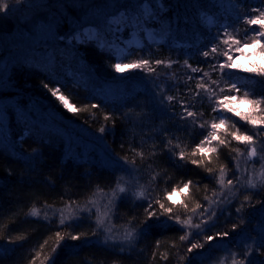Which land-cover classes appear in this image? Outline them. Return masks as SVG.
<instances>
[{"label": "trees", "instance_id": "trees-1", "mask_svg": "<svg viewBox=\"0 0 264 264\" xmlns=\"http://www.w3.org/2000/svg\"><path fill=\"white\" fill-rule=\"evenodd\" d=\"M30 1L24 6L20 0L19 9L0 13V36L21 38L39 23L51 25L53 31V42L39 46V51H49L46 66L30 64L32 55L19 45L0 48V63L9 59L7 86L0 97L14 102L20 119L13 107L6 109L5 145L0 148V264H213L222 258L230 264L234 256L244 264H264V235L258 240L237 236L239 232L258 234L253 230L259 216H264V192L248 195V200L238 198L200 232L183 223L198 224V217L216 194L219 178L223 175L231 180L237 156L247 143L231 133L254 138L256 123L222 110L226 106L236 113V100H225L223 105L218 100L235 95L238 101L245 93L250 99H264V75H256L264 71L259 45L236 52L237 45L230 43L233 62L241 65L225 70L230 78L211 67L224 62L223 55L206 59L202 52L211 43L221 52L229 47L220 43L225 27L242 43H250L252 34L264 29L260 24L248 25L244 19L258 15L253 8L264 10V0ZM216 3L229 5L234 16L224 14ZM121 14L124 21L119 20ZM110 20H119V40L112 46L101 45V40L111 36ZM90 32L94 39L87 35ZM133 36L137 43L128 47L124 42ZM117 46L126 49L120 53ZM141 60L149 64L131 70ZM116 63L129 66L122 67L127 68L123 76L116 71ZM233 82L239 93L229 91ZM104 84L121 91L107 96L101 91ZM56 88L74 110L51 94L49 89ZM168 96L173 99L167 100ZM185 109L194 116L188 117ZM37 114H49L83 132L101 134L110 151L148 185L145 200L135 203L123 198L112 215L114 225L139 228L132 252L117 253L94 241L82 242L90 233L85 221H60L64 209H80L96 194L112 191L121 169L92 151L82 154L74 147L68 151L62 136L29 125ZM220 118L226 124L213 129L211 125H219ZM201 141H205L201 145L204 151L197 149ZM149 203V211L155 212L151 218L145 212ZM161 203L172 211L165 212ZM177 217L181 223L176 222ZM162 218L170 223L150 225ZM58 232L62 239L57 246ZM225 232L226 238L217 236ZM207 236L215 238L206 240ZM193 243L202 247L189 252Z\"/></svg>", "mask_w": 264, "mask_h": 264}, {"label": "rangeland", "instance_id": "rangeland-1", "mask_svg": "<svg viewBox=\"0 0 264 264\" xmlns=\"http://www.w3.org/2000/svg\"><path fill=\"white\" fill-rule=\"evenodd\" d=\"M15 0H8V8L6 11L11 12L19 9L22 4L21 2H17V4H12ZM17 1V0H16ZM20 1V0H19ZM24 6L29 4L30 0H23ZM217 7L224 14L229 13L234 16L233 10L229 5H220L218 3ZM22 8V7H21ZM146 7H144L145 9ZM148 9V8H146ZM145 9V10H146ZM5 11V12H6ZM3 12V13H5ZM120 21H124L125 18L121 14L119 16ZM119 20H110L108 23L112 29L111 36L108 40H101V45H113L112 43H117L118 35L120 34V26H118ZM119 29V30H117ZM137 31V30H136ZM32 33L24 35L23 37H15L12 36L3 37L0 36V48H9L15 46H21L22 51H28L30 53L29 63L33 65L42 64L43 66L49 64L50 62V54L49 51H39L40 45L49 44L53 42V31L52 26L49 24L39 23L35 30L31 31ZM137 33V32H136ZM89 37H94V33H87ZM94 39V38H93ZM128 47L136 44L137 39L136 36H133L132 39L124 42ZM39 47V48H38ZM6 49V48H5ZM117 49L125 50L126 48ZM9 59L5 58L0 63V92H4L7 86V69H8ZM238 67H241L240 63ZM137 68H133L135 70ZM140 69V68H139ZM145 69V68H142ZM132 70V67H131ZM127 68H122V71H119V75L123 76ZM168 71L169 68H168ZM146 73V72H144ZM173 74V73H172ZM167 76V75H166ZM174 76H177L175 74ZM170 77V76H169ZM150 80V79H149ZM101 91L105 93L107 96H115L117 95L121 89L120 87L114 86L112 84H104L101 87ZM119 91V92H118ZM243 99L236 100L234 104V109L245 116H250L252 119L260 121L262 117H264V107L259 109L254 108L253 106L248 105L247 103L242 102ZM8 107H15V104L11 100H6L3 97H0V148H4L5 142L3 141L2 134L5 130L4 124H6L7 116L6 109ZM17 118L19 119V114L17 110L14 108ZM225 113L230 114L232 117L238 119L236 113L233 111H228V108L225 106L222 108ZM23 118L28 120V117L25 115H21ZM37 119L30 121L29 125L41 127L47 131H53L54 133L62 136L67 142V150H71L70 147H74L82 154H86L88 152H94L99 155L103 160L109 162L111 164L119 166L121 169V175L118 179V182L115 188L108 193H98L92 199V201L80 208H66L59 213L60 221L70 222V221H85V228L90 229V233L88 234V239L81 240L85 241H94L93 243L99 244L101 246L106 247L107 249L117 252V253H129L132 252L138 241V229H132L131 226H119L114 225L112 222V215L114 211L115 204L119 202V200L123 198H127L132 200L133 202L143 201L146 199V191L147 184L141 182V180L137 176V172L133 169L129 164L117 158L102 140L101 134H92L81 131L78 128L72 127L68 124L63 123L57 117L47 115H39L37 114ZM20 120V119H19ZM256 127L254 128V138L252 142H247L243 150L238 154L237 159L235 161L234 166V174L231 176V180L233 181L232 185L228 184V180L226 176L224 177L223 185L219 182L218 189L216 194L210 200L208 205V212L203 213L198 217V224L190 221L189 224L191 230L194 232L197 229L198 232L202 231L205 228L210 220L214 217L212 215L213 212L219 214L220 212H224L226 209L230 207V205L237 201L238 198H245V196L251 194H262L264 192V122L256 123ZM255 148L257 150V154L254 157H248V151L251 148ZM252 178L256 183V187L252 188L248 185L249 178ZM123 187L125 191L121 193L119 189ZM142 194V195H141ZM174 200L175 197L173 196ZM215 214V215H216ZM202 221H207L206 223H202ZM170 222L166 218H162L161 220H153L150 222V225L154 226H167ZM199 225V227H197ZM253 232L258 234H250L239 232L237 236L240 237H250L258 240L261 236L264 235V216H259V221L254 225ZM95 233V234H93ZM128 233H131V236H128ZM74 242V241H72ZM65 245V244H64ZM3 249V246L0 245V250ZM51 264V261L50 263ZM212 264V263H210ZM213 264H228L225 258L220 259L218 262ZM232 264V263H230Z\"/></svg>", "mask_w": 264, "mask_h": 264}, {"label": "snow or ice", "instance_id": "snow-or-ice-1", "mask_svg": "<svg viewBox=\"0 0 264 264\" xmlns=\"http://www.w3.org/2000/svg\"><path fill=\"white\" fill-rule=\"evenodd\" d=\"M17 2L19 3V0H17ZM156 2H158V0H156ZM215 2H218V0H213V3H215ZM7 8H8V0H0V13L5 12ZM252 11L258 12V15L257 16H254V17H251V18H247L246 17L244 19V22L246 24H248V25H257V24H260L261 25V28L264 29V10H259V9L253 8ZM149 15H151V13H149ZM117 30H119V29H117ZM223 35H224L225 38L224 39H221L220 40V43L224 44L225 46H229V47H227L225 51L221 52L220 49H219V47H218V45L216 43H211V45L208 48V50H205V51L202 52V56L207 59V58L210 57V55H212L213 57L214 56H217V55H223L225 57L224 62H217L215 64H212L211 67H212V69L214 71L218 69L221 72V74L224 75V76H228L230 78L231 73L230 72H225V70L226 69H233V68H236L237 67V65L233 62V54H232L233 49L230 47V43L232 45H237V47L235 48V51L236 52L241 51L243 47H252V48H255V47H257V45H259L260 46V49H261V53L260 54L264 55V44L261 43V38L264 37V31L254 32L252 34V36L249 38L250 39V43H247V42H243L242 43L240 40L236 39L232 35V33L228 32L227 27L224 28ZM214 39H216V38H214ZM156 63L157 64H160V63H162V61H156ZM185 63L187 64V61ZM148 64H149V61H147V60H141V61H139L137 63L132 64L131 67L132 68L139 69V68H141L142 65H148ZM114 67H115L116 71L119 72V71H122V67H129V66L128 65H123L122 66L120 63H116L114 65ZM152 70H154V69H150V71H152ZM192 71L193 72H197V71H201V69H199V68H192ZM205 75L207 76L208 73H205ZM256 75H264V71H257L256 72ZM45 87H48L47 84L45 85ZM198 87L199 88H203L205 91H209V92L212 91L209 87H206L204 84H199ZM228 88H229V91L230 92L231 91H235L237 93L240 92V89H239V87L237 86V84L235 82L230 83L228 85ZM49 91L51 92V94L53 96H56L59 100L63 101L64 106L66 108H70V110H74V109H71V105H69L68 100L65 99V97L63 95H58V93L60 91L59 88L49 89ZM221 91H223V89H221ZM166 99L169 100V101H171L173 99V97L168 96V97H166ZM229 99L230 100H237L238 97L235 96V95L229 96V97H223V98H221V99L218 100V103L220 105H223L224 104V101L225 100H229ZM242 102L247 103L248 105L253 106L256 109H259L260 106L262 104H264V99H258V100L250 99L249 98V94L248 93H245ZM92 107L93 108H96L97 105L93 104ZM215 110L216 109H214V111ZM185 111L187 112V116L188 117L194 116V112L187 111V109H185ZM228 111L231 112V111H233V109L228 108ZM236 115L240 116V119L246 120L248 123L255 124V123H258V122H264V117H262L260 121H257V120L252 119L250 116L242 115L239 112H237ZM225 124H226V120L224 118H220L219 125H217L216 123H213L211 125V127L213 129H215V128H217L219 126H223ZM100 131L103 132L104 131V128H101ZM210 135H211V138L212 139H217V136L214 133H211ZM231 135L233 136L234 139L239 140V141H242V142L243 141H247V142L251 143L252 142V139H253L252 136H250V135H240V134H238V132H233V133H231ZM207 139L208 138L205 137V141ZM205 141H201V144L200 145H197V149L198 150L204 151V149L201 147V145H203L205 143ZM220 142L221 143H224V141H220ZM209 150L210 151H215V149H209ZM256 154H257V150L254 147L251 148L248 151V157L249 158L256 156ZM193 155H195V150L193 152ZM180 158L181 159L184 158L183 153H181ZM193 163H196V161H193ZM223 171H224V169L222 167L221 168V172L223 173ZM219 182L223 185V183H224V177H223V175L219 178ZM262 182H264V181H262ZM189 183H191V182H189ZM228 184L229 185H232L233 184V181L232 180H228ZM248 185H249V187H252V188H255L256 187V183L254 182V180L251 177L248 180ZM188 186H189L188 184H185L184 185V189L187 190L188 189ZM119 191L121 193H123L125 191V189L123 187H121L119 189ZM169 198H170V194H169ZM206 199H207V197H206ZM248 199H250V197L245 196V200H248ZM156 203H160V201L157 200ZM151 207H152V204L149 203L148 208L145 209V212L147 213L148 218H151L152 216L155 215V212L154 211H149V209H151ZM160 207L165 212H171L172 211L171 208H165V206L162 203L160 204ZM197 207H200V205L198 204ZM204 211H205V213H207L208 212V209H205ZM239 211H240V209L238 208L237 209V212H239ZM32 214L33 215H37L38 213L36 211H33ZM215 214H216L215 212L212 213L213 216H215ZM176 222L177 223H181V221L179 220L178 217L176 219ZM206 222L207 221H202V223H206ZM62 223H63V220H62ZM183 223L184 224H190L191 222L190 221H184ZM197 227H199V225H197ZM236 227H237L236 225H233L232 230L235 231ZM93 234H95V233H93ZM56 236H57V246H58L60 240L62 239V237H61V234L59 232L56 234ZM128 236L130 237L131 236V233H128ZM186 236H187V234L184 235V236H181L180 237L181 241L185 240L186 239ZM217 236L219 238L223 239V238H226L228 236V233L227 232H225V233H219V234H217ZM71 238L73 240L79 239L78 236H72ZM214 238L215 237H213V236H207V237H205L206 240H212ZM201 247H202L201 244H199V243H193V244H191V247L188 248V251L189 252H192L193 249H197V248H201ZM53 251H55V248L53 249ZM245 255H247V253H245ZM232 264H244V261L243 260H237V259H235V256H234L233 257Z\"/></svg>", "mask_w": 264, "mask_h": 264}]
</instances>
